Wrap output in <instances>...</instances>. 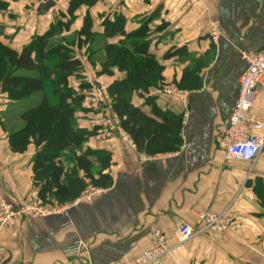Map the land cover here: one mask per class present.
Returning <instances> with one entry per match:
<instances>
[{
	"label": "crops",
	"instance_id": "0c3cea01",
	"mask_svg": "<svg viewBox=\"0 0 264 264\" xmlns=\"http://www.w3.org/2000/svg\"><path fill=\"white\" fill-rule=\"evenodd\" d=\"M4 1L9 9L0 14L3 41L17 51L47 33L61 14L68 22L73 4L80 2L75 20L52 40L75 41L89 19L95 39L83 45L79 58L85 80L107 88L125 73L114 68L113 75L101 76L83 51L87 47L97 53L101 45L103 50L121 46L125 38L110 36L105 19L124 16L128 34L149 20L148 50L164 67L163 82L146 93L135 90L131 102L149 116L156 105L179 117L182 146L151 156L138 151L131 137L129 142L118 133L104 138L103 110H89L84 104L75 112V128L93 135L81 147L85 152L111 153V166L104 174L111 176L112 185L99 188L103 192L92 202L85 201L83 193L74 202L61 204L54 215L17 214L2 223L0 209V264H118L152 249L156 231L166 236L171 248L160 264H264V149L253 164L228 157L218 144L247 67L242 53L264 48V0ZM216 24L220 35L213 41ZM194 59L203 62L191 69ZM187 71L200 80L201 87L185 84L181 89L186 92L185 102L167 96L164 86H176ZM72 79L70 85L76 90ZM39 94L42 100L43 93ZM0 96V204L18 211L25 201H41L33 172L38 149L34 145L26 152H13L6 125L13 116L28 111L15 109V104L28 99ZM253 113L264 119V89L257 95ZM260 135L264 137V131ZM60 159L65 168L74 166L68 151ZM91 160L97 175L99 164ZM198 212L229 213L240 226L220 234L204 230L179 243L177 231L183 225L202 227ZM79 243L83 244L80 255L69 254Z\"/></svg>",
	"mask_w": 264,
	"mask_h": 264
},
{
	"label": "trees",
	"instance_id": "16d2710c",
	"mask_svg": "<svg viewBox=\"0 0 264 264\" xmlns=\"http://www.w3.org/2000/svg\"><path fill=\"white\" fill-rule=\"evenodd\" d=\"M78 3L80 2L73 4L70 10L72 16L68 22L62 20L65 16L61 14L47 33L34 37L21 51L5 44L0 34V70L3 67V74L0 75V92L8 95L12 101H23L38 92L43 93L39 105L24 112L22 117L25 119L28 117L30 120L27 130L38 134L37 141L33 142L38 148L33 161L34 185L39 189L38 197L44 204L71 203L89 186L109 188L113 183L111 176L104 174L111 166V153L88 150L78 155L77 148H71L73 141L80 147L93 135L92 132L83 129L73 131L76 123L75 112L83 109L86 94L92 89L91 83L85 79L79 91L70 86L71 78L82 77L83 62L74 55L68 45L50 47L52 38L60 34L63 28H69L75 20L73 13ZM7 7L8 3L0 0V11L7 10ZM88 20L87 25L73 41L79 48L93 40L87 42V37L89 36V39L91 33ZM126 21L124 16L117 15L114 21L105 19L104 22L110 36L120 34L125 38L120 47L108 46V58L103 71L99 73L113 75L114 68L120 72L126 71L125 77L113 83L108 89L112 99V111L121 120L122 129L131 137L138 151L151 156L178 151L182 146L179 117L170 116L156 105L153 106V115L149 116L131 102V94L135 90L146 93L151 87L163 81L164 67L148 50L146 33L149 30V20L138 31L130 34L125 31ZM189 83L196 89L201 87L200 80L189 71L184 73L181 82L176 86L184 89L185 84ZM56 115L61 118L55 119ZM40 128L42 129L39 130ZM57 128L68 129L62 134L57 133L59 132ZM25 135L22 137L28 140L29 134ZM44 138H49L48 141L51 143L57 139L53 150L48 151L47 145H43ZM25 139L15 137V140L21 143ZM67 150L74 155L70 159L74 163L72 168H65L60 159ZM91 158L99 164L100 170L97 175Z\"/></svg>",
	"mask_w": 264,
	"mask_h": 264
},
{
	"label": "built area",
	"instance_id": "2783aa9c",
	"mask_svg": "<svg viewBox=\"0 0 264 264\" xmlns=\"http://www.w3.org/2000/svg\"><path fill=\"white\" fill-rule=\"evenodd\" d=\"M220 32L217 24L211 32L213 41H217ZM242 58L246 61L247 67L240 78V89L238 98L235 101L233 112L229 118L226 131L219 139V147L225 151L228 157L249 163H256L264 148V137L260 135L264 131V119L253 113L258 93L264 89V48L260 51H244ZM100 85V84H99ZM164 93L179 99L186 100V92L174 86H164ZM94 102L98 103V109L111 113L107 122V129L101 132L104 138L111 137L113 133H118L123 141H131L130 136L122 129L120 119L112 111V103L106 90L97 85L91 92ZM108 109V110H107ZM112 111V112H111ZM110 124V125H109ZM103 192L102 189L89 187L84 192V199L93 201L96 196ZM79 202V201H78ZM1 221L8 222L17 214H31L34 216H48L59 212V209H45L39 206L37 201H25L18 211H14L10 205L0 204ZM201 228H193L190 225H183L177 231L179 243H184L192 237L202 234L204 230H209L215 234L232 231L240 226V222L229 213L212 214L209 212L195 213ZM70 227V224L67 225ZM83 244L79 243L69 249L68 253L80 255ZM171 253V248L167 244V238L160 231L153 233V248L143 254L118 264H160L163 259Z\"/></svg>",
	"mask_w": 264,
	"mask_h": 264
},
{
	"label": "rangeland",
	"instance_id": "374dc122",
	"mask_svg": "<svg viewBox=\"0 0 264 264\" xmlns=\"http://www.w3.org/2000/svg\"><path fill=\"white\" fill-rule=\"evenodd\" d=\"M7 9H9V5H8V7H7ZM0 14H3L2 13V11H0ZM0 25H2V24H0ZM3 26V25H2ZM0 34H1V39H2V41H3V27H1L0 26ZM86 37H87V35L85 36V39H86ZM89 37V36H88ZM88 37H87V42H89V41H91V39H95V36H94V34L93 33H90V38L88 39ZM92 37V38H91ZM68 40V41H67ZM72 38H68V39H66V41H59L58 40V42H55L54 40H51V42H50V47L51 48H53V47H61V45H63V46H67L68 45V47H70V49H72L73 50V53H74V55H76V57H78L79 58V53L81 52L80 50H81V48H78V49H73L74 47H76V44L73 42L74 40H72ZM82 40L84 41V38H82ZM71 42V43H70ZM89 43H91V42H89ZM74 44V45H73ZM74 46V47H73ZM80 51V52H79ZM83 52H85V57L86 58H88V60L89 59H92V60H90V63H91V65L93 66V68H94V70L95 71H99V73L100 72H102L103 71V67H104V64L106 63V60H107V58H108V53H109V48L108 47H105L104 48V50H103V48H102V45L101 46H99V48H98V51H97V53H96V51L95 50H93L92 48H89V49H87V47H86V49L83 51ZM202 62H203V60H201ZM200 61V62H201ZM99 64H98V63ZM200 62L199 61H195V59L194 60H192V63L189 65V67L191 68V69H193V67L196 65V63H198V64H200ZM97 63V64H96ZM123 73H126V71L124 70V71H122ZM1 74H3V67H2V69L0 70V75ZM85 74H86V70H85V68H83V71H82V77H73V79H72V83L74 84V83H77V91H79V87L84 83L83 81H84V76H85ZM3 76V75H2ZM101 76H105V74H101ZM163 82V81H162ZM70 83V82H69ZM91 83V82H90ZM96 83V82H95ZM105 84V83H104ZM75 85V84H74ZM91 85H92V89H91V91H90V93H88V94H86V99H85V101H84V103H83V105H82V107L84 106V104H85V106H87V108L89 109V110H94L95 108H98L97 106H98V103H96V102H94L93 100H94V97H92L91 96V92H92V90L94 89V87H97V85L98 86H100L99 84H94V83H91ZM71 86V85H70ZM111 86V85H110ZM109 86V87H110ZM166 86H170V85H166ZM72 87V86H71ZM101 87H103L102 85H101ZM109 87L107 88V87H103L105 90H106V93H107V95H109V92H108V89H109ZM174 87H176V88H178L177 86H174ZM73 88V87H72ZM74 89V88H73ZM179 89V88H178ZM179 90H181V89H179ZM39 93H42V92H38V94H35V95H33L30 99H28V100H26V101H23V102H21V103H19V104H15V105H18V108H15V109H17L16 110V112L18 111V110H22L23 112L24 111H26V110H29V109H31V108H33L34 106H36L39 102H40V100H41V96H40V94ZM0 95H3V93H1L0 92ZM1 97V96H0ZM109 98H110V96H109ZM111 99V98H110ZM111 103H112V99H111ZM108 110V109H107ZM99 112H100V109H99ZM112 112V111H111ZM106 112H104V118H105V124H107L108 125V121L110 120V118H109V116H111V113L110 112H108V117L106 116V114H105ZM58 114V113H57ZM22 116H24V115H16V116H13L12 118H11V120L9 119V121H8V124L6 125V127L8 128V129H6L7 130V132H9V138H10V146H11V148H12V150H13V152H16V151H18V152H20V153H22V151L24 150V152H26L27 150H28V148L30 147V146H34L35 144V142L37 141V135H35V133H33V131L32 130H27V127H28V125H29V119H28V117H26V119L25 118H23ZM59 118H61L60 116H58V115H56V118L55 119H59ZM77 121V120H76ZM120 123H121V120H120ZM110 125V124H109ZM42 128H40L39 130H41ZM66 129H68V128H65V130H63V128H57V130L59 131V132H57V133H64V131L65 132H67V130ZM75 129H78V128H73V131H75ZM23 132H25L27 135H28V140L27 139H25L24 137L26 136L25 135V133H23ZM22 135L24 136V137H22ZM102 135V134H101ZM15 137H17V138H19V137H21V138H23V139H25V141L24 142H22L21 143V141H19V140H15ZM53 139V138H52ZM122 139V138H121ZM130 139V138H129ZM15 140V141H14ZM49 140V138H44V142H43V145L45 146V145H47V148H48V151H51V150H53L54 149V143L56 142L55 140H57V139H54V141H52V143H51V141H48ZM34 142V143H33ZM127 142H129V141H127ZM15 145H16V147H15ZM82 146V145H81ZM79 147L78 145H77V142H72V146H71V148H77V150H78V152H80L81 154L82 153H84L85 152V149L83 148V147ZM22 148V149H21ZM20 149H21V151H20ZM36 149H38V148H36ZM264 149V148H263ZM68 151V155H69V157H72V156H74L73 155V153H70L69 151L70 150H67ZM260 157V156H259ZM259 157H258V159H259ZM258 159H257V161H258ZM72 161V160H71ZM256 161V162H257ZM72 165V164H71ZM89 188L90 189H93V187L92 186H89ZM99 189V188H98ZM86 195V194H85ZM85 195L83 196V199H84V197H85ZM97 197V196H96ZM95 197V198H96ZM86 199V198H85ZM84 199V200H85ZM86 201V200H85ZM88 202V201H87ZM92 202V201H91ZM37 203L39 204V206H42L43 208H45V209H50V208H53V209H59V206L61 205V204H59V203H57V202H51L48 206L46 205V204H44V203H42L41 201H37ZM34 216V215H33ZM35 217H37V216H35ZM3 223V222H2Z\"/></svg>",
	"mask_w": 264,
	"mask_h": 264
}]
</instances>
